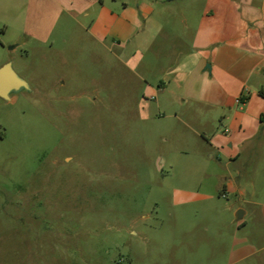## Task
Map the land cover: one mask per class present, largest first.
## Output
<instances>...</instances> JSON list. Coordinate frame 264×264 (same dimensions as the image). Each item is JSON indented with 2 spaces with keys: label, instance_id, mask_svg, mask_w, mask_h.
Segmentation results:
<instances>
[{
  "label": "rangeland",
  "instance_id": "1",
  "mask_svg": "<svg viewBox=\"0 0 264 264\" xmlns=\"http://www.w3.org/2000/svg\"><path fill=\"white\" fill-rule=\"evenodd\" d=\"M14 40L0 33V62L30 90L0 97V264H264V220L200 136L211 110L181 100L176 41L138 61Z\"/></svg>",
  "mask_w": 264,
  "mask_h": 264
},
{
  "label": "crops",
  "instance_id": "2",
  "mask_svg": "<svg viewBox=\"0 0 264 264\" xmlns=\"http://www.w3.org/2000/svg\"><path fill=\"white\" fill-rule=\"evenodd\" d=\"M174 1L0 0V33L17 45L50 44L56 51L61 50L55 43L68 39L109 52L137 47L138 61L144 58L140 46L159 38L176 41L172 68L185 75L176 83L186 91L181 100L211 110L199 132L210 146L208 158L236 169L232 185L238 195L250 196L252 214L264 220V0H191L180 6ZM171 84L158 83L156 93ZM240 210L241 218L249 213Z\"/></svg>",
  "mask_w": 264,
  "mask_h": 264
},
{
  "label": "water",
  "instance_id": "3",
  "mask_svg": "<svg viewBox=\"0 0 264 264\" xmlns=\"http://www.w3.org/2000/svg\"><path fill=\"white\" fill-rule=\"evenodd\" d=\"M23 89L30 90L28 82L22 78L12 67L11 62H7L0 67V97L10 99L13 92H18ZM243 211L237 212V217L241 218Z\"/></svg>",
  "mask_w": 264,
  "mask_h": 264
},
{
  "label": "built area",
  "instance_id": "4",
  "mask_svg": "<svg viewBox=\"0 0 264 264\" xmlns=\"http://www.w3.org/2000/svg\"><path fill=\"white\" fill-rule=\"evenodd\" d=\"M153 98V97H152ZM240 101V100H239Z\"/></svg>",
  "mask_w": 264,
  "mask_h": 264
}]
</instances>
